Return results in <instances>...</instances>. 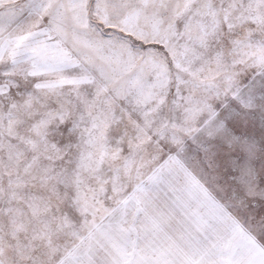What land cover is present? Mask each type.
Here are the masks:
<instances>
[{
  "label": "snow or ice",
  "instance_id": "6c2138e0",
  "mask_svg": "<svg viewBox=\"0 0 264 264\" xmlns=\"http://www.w3.org/2000/svg\"><path fill=\"white\" fill-rule=\"evenodd\" d=\"M0 264H264V0H0Z\"/></svg>",
  "mask_w": 264,
  "mask_h": 264
}]
</instances>
